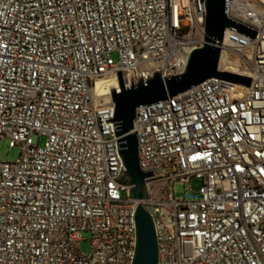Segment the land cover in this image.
Segmentation results:
<instances>
[{
    "label": "built area",
    "instance_id": "obj_1",
    "mask_svg": "<svg viewBox=\"0 0 264 264\" xmlns=\"http://www.w3.org/2000/svg\"><path fill=\"white\" fill-rule=\"evenodd\" d=\"M206 2L0 0V144L20 150L0 161V264H133L140 204L159 264H264V0H229L257 35L228 28L221 45L220 70L250 88L211 79L137 109L149 200L116 182L115 105L93 95L105 76L120 92L118 73L126 89L181 75L204 44ZM194 179L198 193L178 200L174 185Z\"/></svg>",
    "mask_w": 264,
    "mask_h": 264
},
{
    "label": "water",
    "instance_id": "obj_2",
    "mask_svg": "<svg viewBox=\"0 0 264 264\" xmlns=\"http://www.w3.org/2000/svg\"><path fill=\"white\" fill-rule=\"evenodd\" d=\"M229 0H207L204 44L194 48L188 57L181 75L163 79L160 73L144 82L138 81L126 89L118 73L120 92L111 93L115 105L114 118L106 120L114 124L115 137L118 141V153L125 167L124 177L116 182L131 186V200H149L146 180L154 177L144 173L140 167L139 143L134 133V122L139 107L171 101L174 97L187 92L211 79H219L250 88L252 79L220 70L221 45L226 30L232 29L249 38L255 39L257 32L237 24L228 16ZM137 246L133 264H159V247L154 221L150 213L140 204L136 213Z\"/></svg>",
    "mask_w": 264,
    "mask_h": 264
},
{
    "label": "rangeland",
    "instance_id": "obj_3",
    "mask_svg": "<svg viewBox=\"0 0 264 264\" xmlns=\"http://www.w3.org/2000/svg\"><path fill=\"white\" fill-rule=\"evenodd\" d=\"M116 58V57H115ZM46 143V138L42 137L40 145L43 146ZM20 157V150L18 148H11L7 139L3 140L0 144V161L1 162H14ZM164 185V184H163ZM161 184L153 185V194L158 195L160 193ZM201 187V182L194 179L190 184H184L177 182L174 185L175 197L178 200L189 199L193 194L198 193ZM125 196V193H123ZM92 235L88 232L83 234V241L80 243V251L84 256L92 254Z\"/></svg>",
    "mask_w": 264,
    "mask_h": 264
},
{
    "label": "bare ground",
    "instance_id": "obj_4",
    "mask_svg": "<svg viewBox=\"0 0 264 264\" xmlns=\"http://www.w3.org/2000/svg\"><path fill=\"white\" fill-rule=\"evenodd\" d=\"M226 61L227 60H224L223 63ZM234 69L235 68L231 66H228L226 68L227 71H231V72H234L235 71ZM114 89H117V82L111 76H105L96 81V85L93 90V95L99 107L109 104L111 105L113 103L111 98V93Z\"/></svg>",
    "mask_w": 264,
    "mask_h": 264
}]
</instances>
